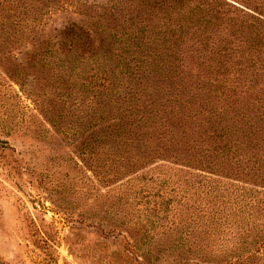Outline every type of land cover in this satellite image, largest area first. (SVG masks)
I'll use <instances>...</instances> for the list:
<instances>
[{
	"label": "rangeland",
	"instance_id": "rangeland-1",
	"mask_svg": "<svg viewBox=\"0 0 264 264\" xmlns=\"http://www.w3.org/2000/svg\"><path fill=\"white\" fill-rule=\"evenodd\" d=\"M147 1L0 0V264H175L186 257L175 250L181 182H198L191 176L200 173L172 159L133 167L107 144L89 157L82 146L97 129L88 122L106 110L100 101L134 88L108 33L137 35L165 22ZM69 24L93 48L57 46ZM101 74L91 88L89 78ZM258 75L262 97L264 68ZM209 177L212 197L217 188L244 187Z\"/></svg>",
	"mask_w": 264,
	"mask_h": 264
},
{
	"label": "trees",
	"instance_id": "trees-1",
	"mask_svg": "<svg viewBox=\"0 0 264 264\" xmlns=\"http://www.w3.org/2000/svg\"><path fill=\"white\" fill-rule=\"evenodd\" d=\"M146 8L162 14L163 28L108 33L134 88L100 101L106 110L88 122L97 129L82 146L89 157L109 145L133 167L172 159L200 173L181 182L175 250L186 257L175 264H264V95L254 80L264 68V0H148ZM57 46L94 45L69 24ZM209 176L244 187L212 197Z\"/></svg>",
	"mask_w": 264,
	"mask_h": 264
}]
</instances>
